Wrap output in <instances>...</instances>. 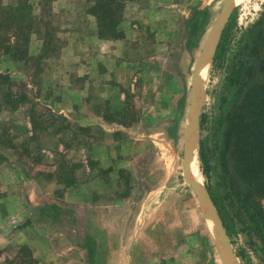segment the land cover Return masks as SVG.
I'll use <instances>...</instances> for the list:
<instances>
[{
  "label": "rangeland",
  "instance_id": "1",
  "mask_svg": "<svg viewBox=\"0 0 264 264\" xmlns=\"http://www.w3.org/2000/svg\"><path fill=\"white\" fill-rule=\"evenodd\" d=\"M226 1H169L151 19L140 13L143 3L123 0L108 37L90 0H0V12L25 6L13 16L29 25L6 40L28 56L0 53V73L12 84L0 80V264H223L192 180L225 231L233 264H264V199L247 204L252 224L236 218L218 179L233 104L227 81L242 59L234 52L264 0L233 1L198 76L196 133L187 119L196 63ZM197 11L205 21L188 33ZM16 30L10 23L8 33ZM200 142L209 154L206 179ZM228 167L234 174L229 160ZM233 188L243 190L235 177ZM40 204L78 220L80 236L95 244L91 261L82 237L78 247L43 225L18 229Z\"/></svg>",
  "mask_w": 264,
  "mask_h": 264
},
{
  "label": "trees",
  "instance_id": "2",
  "mask_svg": "<svg viewBox=\"0 0 264 264\" xmlns=\"http://www.w3.org/2000/svg\"><path fill=\"white\" fill-rule=\"evenodd\" d=\"M90 1L93 3L91 13L98 22L100 36H103V31H107L106 35L112 37L111 32H113L120 17L119 9L123 0ZM244 2L246 0H239L237 5ZM24 8L26 7L21 6L18 10L5 8L3 12H0L10 19L8 21L0 18V30L6 31L5 34L0 31V53L8 54L9 58L14 57L13 59H16L18 54L23 53L28 56L21 48L17 51L13 46L14 44L11 45L12 43L6 42V40L9 42L11 39H18L23 35L24 29L29 28V25L26 24L20 26V20L17 21V14L13 16L14 10L17 13L26 12ZM204 21L205 14L202 11L195 12L187 23V26L191 27L188 29V33L192 32V28L194 31L199 30ZM10 23L14 24L17 30L9 34ZM244 38L245 40H243ZM248 38L250 40L247 43ZM242 41L244 45L234 52L237 55L241 53L242 59L236 61L232 74L227 81L230 88L229 96L233 97V104L231 110L226 114L225 125L220 137L222 174L226 176L218 174V179L221 189L220 199L223 204L233 210L234 217L247 220L252 224L256 214L253 210L249 212L247 204L264 199V4L258 19L246 30V35L243 36ZM0 80H3L2 84L12 86L9 77L5 74L0 73ZM199 145L200 177L202 174L206 179L211 169L209 167L208 149L205 148L204 142H200ZM228 160L232 162L231 169L234 174H230ZM234 177L239 187H243V190L233 188ZM35 225L55 229L64 238L80 247L78 241L82 235L80 236V232H78V220L71 217L63 207L55 204L33 206L30 208L27 219L18 229ZM228 232V234L232 232L231 228ZM74 233L77 237L79 236L77 240L73 238ZM82 238L80 239L84 245L81 248L86 250L88 261H91V257L95 254V244L90 239Z\"/></svg>",
  "mask_w": 264,
  "mask_h": 264
},
{
  "label": "water",
  "instance_id": "3",
  "mask_svg": "<svg viewBox=\"0 0 264 264\" xmlns=\"http://www.w3.org/2000/svg\"><path fill=\"white\" fill-rule=\"evenodd\" d=\"M233 1L234 0H227L225 2L224 6H223L218 18H217L216 23L213 25V27L210 29V31L207 35L206 41L203 45L202 51H201L200 56H199L197 63H196L195 71H194L193 78H192L191 93H190L189 106H188V112H187V119L190 118V120H191L189 122L190 123V129H192V131H193V126H194L195 127V129H194L195 133H196V130L199 128L198 127L197 108H196V102H197L196 101V95L198 98L200 90H201V86L203 84V81L198 82V73L202 68L208 66V64L211 61V58L213 57L218 39L220 37V34H221V32L225 26V23L229 17V14L231 12ZM197 104H198V102H197ZM193 110L195 111V114H194V116L191 117L190 112ZM186 135H187V127L185 130V139H186ZM196 138H197V135H196ZM185 149H186V144L184 146V153H185ZM195 149H196V140H195ZM202 211H203V214H204V217L206 218V220L209 221L211 219V217L203 209H202ZM222 232H223V236H225L224 240L226 243L227 251H228V254H229L230 259L232 260V264H233L235 261L232 257V253H231V250L229 248L228 240H227L224 229Z\"/></svg>",
  "mask_w": 264,
  "mask_h": 264
},
{
  "label": "bare ground",
  "instance_id": "4",
  "mask_svg": "<svg viewBox=\"0 0 264 264\" xmlns=\"http://www.w3.org/2000/svg\"><path fill=\"white\" fill-rule=\"evenodd\" d=\"M202 69L198 73L199 79L202 78V75L200 74V72H202ZM192 183H193L194 190H195V193H196L197 198L199 200V204H200L201 208L211 217V219L208 222L210 224V227L216 233V235H214V242L220 243V248L222 249V252H223L222 262H223V264H231L230 256H229L227 248L225 246L223 233H222V230L219 226L218 220L216 219V215L213 212V208L209 205V202L207 201L208 198H207L206 194L203 191H201L200 188H198L196 186V184L194 183L193 180H192ZM226 255H228V258Z\"/></svg>",
  "mask_w": 264,
  "mask_h": 264
},
{
  "label": "crops",
  "instance_id": "5",
  "mask_svg": "<svg viewBox=\"0 0 264 264\" xmlns=\"http://www.w3.org/2000/svg\"><path fill=\"white\" fill-rule=\"evenodd\" d=\"M169 1H175V0H136V3L141 4L143 3V6L145 5L144 8L141 9L139 7V11L142 15H144L146 18H151V19H158V16L156 14H159L157 12L158 7L164 6V4H168ZM141 2V3H140ZM161 2V3H160ZM176 6V5H174ZM165 7L161 10L162 13H164ZM94 90H90V97H94ZM33 226L27 227L28 229Z\"/></svg>",
  "mask_w": 264,
  "mask_h": 264
}]
</instances>
